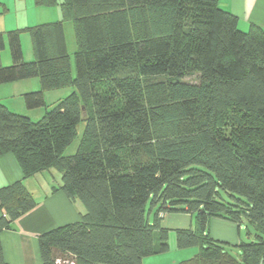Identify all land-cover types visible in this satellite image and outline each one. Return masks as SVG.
<instances>
[{
	"label": "trees",
	"instance_id": "1",
	"mask_svg": "<svg viewBox=\"0 0 264 264\" xmlns=\"http://www.w3.org/2000/svg\"><path fill=\"white\" fill-rule=\"evenodd\" d=\"M35 4L58 5L61 17L0 32V84L39 78L41 89L24 94L29 109L45 91L76 90L38 121L0 103V155L12 153L23 173L0 188V264H9L1 232L37 204L24 180L53 168L86 211L40 236L43 264H143L170 250L161 222L170 212L193 218L176 229V246L199 248L177 264H264V29H241L220 0ZM81 123V149L69 155ZM213 218L254 226L240 256L211 235Z\"/></svg>",
	"mask_w": 264,
	"mask_h": 264
},
{
	"label": "crops",
	"instance_id": "2",
	"mask_svg": "<svg viewBox=\"0 0 264 264\" xmlns=\"http://www.w3.org/2000/svg\"><path fill=\"white\" fill-rule=\"evenodd\" d=\"M220 5L238 16L241 29L248 30L253 24L264 29V0H220ZM42 8L44 7L35 4V0H0V32L47 21ZM27 34H22V43L26 51L25 59L30 61L34 54L29 45L30 35ZM2 60L5 64L12 62L9 51L3 53ZM39 89L41 82L37 77L0 84V103L14 112L30 115L22 95ZM16 95L19 99L14 100ZM60 175L50 169L24 180L27 188L34 194L37 204L16 219L11 228L1 232L3 256L7 263L43 264L40 236L57 227L78 221L85 213L86 209L80 200L71 199L59 189L62 182L59 180L62 179ZM21 179L23 173L16 157L10 152L0 155V188ZM190 220L188 228L193 226V221ZM210 233L215 239L230 243H238L241 237L237 223L221 218L212 219ZM170 245H176V239L172 235Z\"/></svg>",
	"mask_w": 264,
	"mask_h": 264
},
{
	"label": "rangeland",
	"instance_id": "3",
	"mask_svg": "<svg viewBox=\"0 0 264 264\" xmlns=\"http://www.w3.org/2000/svg\"><path fill=\"white\" fill-rule=\"evenodd\" d=\"M43 7H44V8H42V9H44L43 14L45 16H47L48 19H46L47 21H42V22L56 21V20L60 19L61 12H60V7L58 5L57 6L56 5L55 6H43ZM55 15L56 16L59 15V17H56ZM56 18H58V19H56ZM65 27H66V32H67V36H68L69 52H70L71 57H72L73 70L75 73L76 67H75L74 53L76 51L77 44H76V37H75L73 22L72 21H66ZM27 35H30V34L28 33ZM29 37H30L29 38L30 39V41H29L30 49L33 52L31 36H29ZM22 45H23V51H24V57H25V53H26L25 46L23 43H22ZM5 51H9V53H10L8 43L6 45V48L2 51V55ZM32 60H34V58ZM32 60H30V61H32ZM26 61H28V60H26ZM3 64L8 66V65H11L12 62L10 64H5L3 62ZM186 80L191 81V82H196V81H198V77L197 76H191V77H187ZM75 90H76V88L74 86H65V87H60V88H55L52 90L45 91L44 92L45 104L42 107H38V108H34V109H29L26 106L27 111L29 112V114L31 116L27 115V114H25V115L29 116L34 121H38L44 116V114H46V112L48 110L53 108L62 99L67 98L68 96L72 95L73 92H75ZM31 91H36V90H31ZM22 98L25 101L24 95H22ZM15 99H19V96L16 95L14 100ZM78 131H79L78 137L68 147V149L66 151L67 154H69V155L74 154L78 150L81 149L82 140H83L84 123H81L79 125ZM52 171L60 173L55 168H53ZM60 176H62V174ZM59 180L61 181V178H59ZM60 181H59V183H60ZM53 183H54V181H53ZM151 218H153V214H151ZM190 219H192V221H193V218H191L190 215H188L184 212H170V213L166 214V216L162 219L161 222H162V226L170 229V235H172V237H175V239H176V229L188 228L189 222L191 221ZM239 229L241 231V237H240V239L238 238L239 242L238 243H230L229 242V244H231V245H228V246L226 245L229 248V250L236 257L240 256V254H241L240 247L238 246L240 241H244V240L247 241V240H249V237H250V239H254V236L256 234V230H255L254 226H252L251 224H248V222L242 223V227H240ZM198 250H199L198 247H188V248L180 249L176 245H174L172 247L170 246V250L167 252L147 257L145 259L144 263L145 264H177L181 260H184V259H187V258L194 256L198 252Z\"/></svg>",
	"mask_w": 264,
	"mask_h": 264
},
{
	"label": "built area",
	"instance_id": "4",
	"mask_svg": "<svg viewBox=\"0 0 264 264\" xmlns=\"http://www.w3.org/2000/svg\"><path fill=\"white\" fill-rule=\"evenodd\" d=\"M57 263L59 264H76L74 260L70 258H58Z\"/></svg>",
	"mask_w": 264,
	"mask_h": 264
}]
</instances>
